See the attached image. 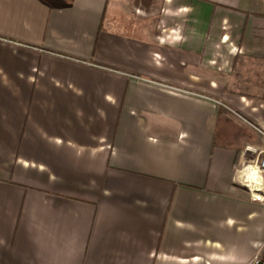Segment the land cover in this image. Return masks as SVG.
Segmentation results:
<instances>
[{"label":"crops","instance_id":"crops-1","mask_svg":"<svg viewBox=\"0 0 264 264\" xmlns=\"http://www.w3.org/2000/svg\"><path fill=\"white\" fill-rule=\"evenodd\" d=\"M263 157L264 0H0V264L264 263Z\"/></svg>","mask_w":264,"mask_h":264},{"label":"bare ground","instance_id":"bare-ground-1","mask_svg":"<svg viewBox=\"0 0 264 264\" xmlns=\"http://www.w3.org/2000/svg\"><path fill=\"white\" fill-rule=\"evenodd\" d=\"M260 170L258 169V167H253V168H250L246 175H247V182L250 184V185H253V184H261L262 182V178H261V174H260ZM260 195V194H259Z\"/></svg>","mask_w":264,"mask_h":264},{"label":"rangeland","instance_id":"rangeland-1","mask_svg":"<svg viewBox=\"0 0 264 264\" xmlns=\"http://www.w3.org/2000/svg\"><path fill=\"white\" fill-rule=\"evenodd\" d=\"M259 197L262 198L263 195H259ZM253 264H264V263L262 261H260V257L256 256Z\"/></svg>","mask_w":264,"mask_h":264},{"label":"built area","instance_id":"built-area-1","mask_svg":"<svg viewBox=\"0 0 264 264\" xmlns=\"http://www.w3.org/2000/svg\"><path fill=\"white\" fill-rule=\"evenodd\" d=\"M248 149L249 151H253L251 148H248ZM259 165H261V168L264 170V157Z\"/></svg>","mask_w":264,"mask_h":264}]
</instances>
